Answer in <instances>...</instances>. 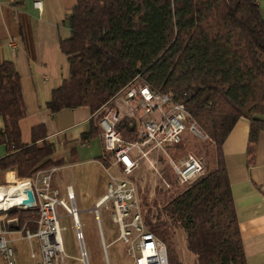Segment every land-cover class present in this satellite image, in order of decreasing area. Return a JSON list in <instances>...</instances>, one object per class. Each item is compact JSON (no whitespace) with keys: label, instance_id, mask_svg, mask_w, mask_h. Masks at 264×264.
Here are the masks:
<instances>
[{"label":"trees","instance_id":"obj_1","mask_svg":"<svg viewBox=\"0 0 264 264\" xmlns=\"http://www.w3.org/2000/svg\"><path fill=\"white\" fill-rule=\"evenodd\" d=\"M260 0H76L67 16L70 37L59 47L68 76L46 103L50 115L87 107L90 131L99 133L100 110L113 105L128 87L142 82L181 102L213 145L206 152L214 166L170 195L155 212L148 209L147 228L166 246L168 264H180L171 231L186 234V249L196 264H246L240 229L223 157V143L235 123L249 122L248 155L264 120V16ZM25 116L20 77L13 61L0 65V170L28 178L50 166L54 151L43 124L21 140ZM125 140L136 136L135 121L117 125ZM34 231L36 212L9 208Z\"/></svg>","mask_w":264,"mask_h":264},{"label":"crops","instance_id":"obj_2","mask_svg":"<svg viewBox=\"0 0 264 264\" xmlns=\"http://www.w3.org/2000/svg\"><path fill=\"white\" fill-rule=\"evenodd\" d=\"M40 1L41 10L33 6V0H0V65L13 61L20 77L25 107V116L19 122L21 140L29 142L31 128L43 124L48 142L54 146L49 166L55 169L51 186L60 197H65L66 188H70L76 207L92 204V211L106 193L109 176L117 175L103 150L101 130L90 139H82L91 127L87 107L63 109L53 115L46 108L52 90L68 76V61L59 42L70 37L67 16L76 0ZM259 5L264 16V0ZM259 118L264 120V106ZM249 130L248 120L239 119L222 149L246 264H264V131L259 132L249 161ZM4 153L0 145V157ZM101 171L105 173L103 179ZM20 179L13 171L0 170V186L11 187ZM0 225L5 237L19 234L6 237L12 246L25 240L19 229H9L7 222Z\"/></svg>","mask_w":264,"mask_h":264},{"label":"built area","instance_id":"obj_3","mask_svg":"<svg viewBox=\"0 0 264 264\" xmlns=\"http://www.w3.org/2000/svg\"><path fill=\"white\" fill-rule=\"evenodd\" d=\"M32 3L41 10L40 0H33ZM120 96L122 103L117 104L116 98V103L100 110L98 126L103 150L117 175L109 176L106 193L96 202L92 211L100 235L98 211H110L111 219L119 230L117 240L125 244V254L132 264H168L165 244L147 228L134 173L145 167L150 170L151 176L161 177L165 188H170L157 165L161 158L167 160L170 172L179 186L190 185L203 174L202 159L188 152L175 161L169 150L180 143L188 132L201 138L207 136L198 129L186 107L169 93L156 92L145 83L138 82L128 87ZM125 117L135 121L136 136L133 140L123 139L117 128ZM54 170L47 168L20 181L29 183L32 188L36 202L33 211L37 216L34 231L24 223L18 232L29 243L37 239L39 255L30 251L33 264H66L67 255L63 249L59 224L58 210L61 209L71 218L75 229V239L80 250L79 261L81 264H88L74 194L70 188H66L65 197H60L59 191L51 186ZM5 199L1 202V212L9 209ZM15 208L25 210L23 207ZM3 221L8 220L2 219L1 222L4 223ZM4 233V228L0 225V264H16L15 250ZM102 244L105 247L104 242Z\"/></svg>","mask_w":264,"mask_h":264},{"label":"rangeland","instance_id":"obj_4","mask_svg":"<svg viewBox=\"0 0 264 264\" xmlns=\"http://www.w3.org/2000/svg\"><path fill=\"white\" fill-rule=\"evenodd\" d=\"M117 104L122 103V97L118 96ZM111 106V105H110ZM106 107H109L106 106ZM200 130L199 126L197 125ZM202 132V131H201ZM203 133V132H202ZM204 134V133H203ZM213 151V145L208 141V137L201 138L195 134L187 133L177 145L173 146L169 153L173 160L178 161L186 153L192 152L200 157L204 164L203 172L214 166L210 155L206 152ZM211 154V153H210ZM160 174L163 179L170 185V188H165L161 177L151 176L150 170L142 167L134 173V180L138 187V195L141 199L142 210L145 218L147 217L148 209L155 212V208L159 209L163 206L170 195L176 194L179 190L186 186H179L175 181L174 175L170 172L167 160L159 158L157 161ZM102 179L105 178V173L100 172ZM11 178V175H7ZM22 179L18 180L20 183ZM10 187V186H8ZM7 187V188H8ZM92 204L77 205L78 220L83 236V246L86 252L88 264H132L131 259L125 254V244L117 240L119 235L118 227L111 219V213L108 210L99 209V224L95 219L94 212L89 210ZM61 227L62 244L65 254L67 255L66 264H81L79 261L80 250L77 240L75 239V229L73 228L71 218L67 216L61 209L58 210ZM6 219V216L0 214V222ZM19 236L7 235V238ZM105 247L103 246L102 238ZM29 243V242H28ZM25 240H19L13 243V247L17 249L16 264H33L34 259L30 258V246ZM171 244L180 264H196V256L186 249V234L179 228L175 227L171 231ZM32 250L36 255H39V246L37 239L31 242ZM2 264H4L2 262Z\"/></svg>","mask_w":264,"mask_h":264},{"label":"water","instance_id":"obj_5","mask_svg":"<svg viewBox=\"0 0 264 264\" xmlns=\"http://www.w3.org/2000/svg\"><path fill=\"white\" fill-rule=\"evenodd\" d=\"M5 197L9 208L23 207L25 210H34L36 208L34 194L29 183H15L9 188L0 186V202H2ZM1 211L2 206L0 205V212ZM7 227L9 229H17V220L15 218L8 220Z\"/></svg>","mask_w":264,"mask_h":264},{"label":"bare ground","instance_id":"obj_6","mask_svg":"<svg viewBox=\"0 0 264 264\" xmlns=\"http://www.w3.org/2000/svg\"><path fill=\"white\" fill-rule=\"evenodd\" d=\"M4 199H5V198H4ZM4 199H3V200H4ZM8 199H9V198H8ZM5 202L7 203V199H5ZM0 205H2V203H1V202H0Z\"/></svg>","mask_w":264,"mask_h":264}]
</instances>
